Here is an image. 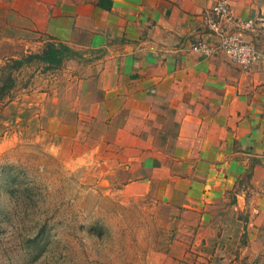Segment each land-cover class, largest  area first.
I'll return each instance as SVG.
<instances>
[{
  "label": "crops",
  "instance_id": "0c3cea01",
  "mask_svg": "<svg viewBox=\"0 0 264 264\" xmlns=\"http://www.w3.org/2000/svg\"><path fill=\"white\" fill-rule=\"evenodd\" d=\"M215 2L0 0V15L13 12L56 46L96 56L84 71V91L101 94L96 105L119 124L116 141L143 153L152 173L123 191L178 207V235L159 259L150 253V264L204 262L197 249L225 237L217 205L232 194L223 208L246 215L248 189L238 184L248 174L251 220L264 218V0H228L234 19L223 26L237 30L236 23L253 21L242 38L259 59L246 71L223 53L191 50L216 41L203 24Z\"/></svg>",
  "mask_w": 264,
  "mask_h": 264
},
{
  "label": "rangeland",
  "instance_id": "374dc122",
  "mask_svg": "<svg viewBox=\"0 0 264 264\" xmlns=\"http://www.w3.org/2000/svg\"><path fill=\"white\" fill-rule=\"evenodd\" d=\"M47 43L24 18L0 15V264H150L178 235V207L123 191L150 167L116 141L101 94L84 91L96 56L61 50L47 63ZM249 177L238 184L248 189L246 215L223 208L232 194L217 205L225 237L197 249L200 264H264Z\"/></svg>",
  "mask_w": 264,
  "mask_h": 264
},
{
  "label": "built area",
  "instance_id": "2783aa9c",
  "mask_svg": "<svg viewBox=\"0 0 264 264\" xmlns=\"http://www.w3.org/2000/svg\"><path fill=\"white\" fill-rule=\"evenodd\" d=\"M233 19V9L228 0H216L203 17L204 26L215 36L216 41L198 42L191 47V50L205 57L223 53L238 69L246 71L259 59L254 43L242 38V33L252 29L253 21L236 23L237 30H228L223 26L224 23L232 22Z\"/></svg>",
  "mask_w": 264,
  "mask_h": 264
},
{
  "label": "trees",
  "instance_id": "16d2710c",
  "mask_svg": "<svg viewBox=\"0 0 264 264\" xmlns=\"http://www.w3.org/2000/svg\"><path fill=\"white\" fill-rule=\"evenodd\" d=\"M49 50L47 51V60L49 62H55L59 63L60 60L62 59V52L61 50L68 51L69 49L64 47V46H56L55 44H48ZM70 51V50H69ZM19 61L21 60H16V63H20Z\"/></svg>",
  "mask_w": 264,
  "mask_h": 264
}]
</instances>
